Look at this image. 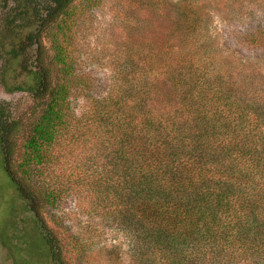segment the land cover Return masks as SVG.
<instances>
[{"label": "trees", "instance_id": "trees-1", "mask_svg": "<svg viewBox=\"0 0 264 264\" xmlns=\"http://www.w3.org/2000/svg\"><path fill=\"white\" fill-rule=\"evenodd\" d=\"M9 1L2 28L28 30L13 36L4 62L26 59L21 68L33 83L15 90L30 94L34 117L16 148L22 124L0 104V150L52 263L67 264L68 243L39 212L59 191L30 182L31 166L55 160L50 152L63 138L87 148L91 137L73 190L109 199L107 218L128 239V264H254L264 252V0L259 16L244 9L251 0H135L132 20L118 19L125 35L115 37L100 97L89 95L71 53L75 0ZM215 11L235 25L218 31ZM73 93L87 102L79 115Z\"/></svg>", "mask_w": 264, "mask_h": 264}, {"label": "rangeland", "instance_id": "rangeland-1", "mask_svg": "<svg viewBox=\"0 0 264 264\" xmlns=\"http://www.w3.org/2000/svg\"><path fill=\"white\" fill-rule=\"evenodd\" d=\"M134 1L99 0V3L94 6L86 5L82 0L74 2L78 5L75 13L80 21L73 29L71 53L76 60L77 68L87 73L89 79L87 91L92 97L106 95L108 91V84L112 78L115 37L125 35L126 28L125 19L123 18L122 23L118 22V19L126 13L128 20H132L134 15L130 8ZM258 3L257 0L247 1L244 9L246 11L251 9L256 16H259L261 9ZM12 4V1L6 4V0H0V104L5 103L9 108L11 118L19 119L22 124L14 137L17 148L20 144L22 145L23 138L27 135L26 123L32 121L34 108L30 94L24 90H15V88L31 85L33 78L21 68V64L26 63L24 57L20 60L14 59L9 63L4 62L8 57L6 53L16 40L13 36L20 32V36L23 37L28 30L27 27H23L20 31L14 30L9 33L2 28L1 20L5 18ZM143 13V11L140 12V14ZM221 15L224 17L222 13ZM213 16V26H217L221 33L226 24L235 25L233 20L231 22L225 19L226 22L221 21L216 11ZM242 54L248 55V52L244 51ZM71 98L75 113L79 115L86 109L87 102L82 96L74 93ZM86 143L87 148L80 140L63 138L50 152L55 160L50 158L40 169L31 166L30 182L35 185L54 187L59 191L58 198L53 205L44 206L39 215L47 226L53 228L61 239L68 243V250L64 253L67 264H119L118 261H122L120 264H128L126 252L128 239L122 233L123 231H116L113 222L107 218L109 199L98 195L95 198L86 187L87 190H83L81 194L74 193V182L84 173L81 161L86 153L92 151L93 138L90 137L89 142ZM13 158L9 159L11 163L13 160L11 168L19 177L17 162L20 158L17 157V151ZM96 203L98 207L95 208ZM74 237L83 240V250H76ZM252 260L254 264H264V252L256 251ZM0 264H53L49 247L39 231L33 213L4 169L1 150Z\"/></svg>", "mask_w": 264, "mask_h": 264}]
</instances>
